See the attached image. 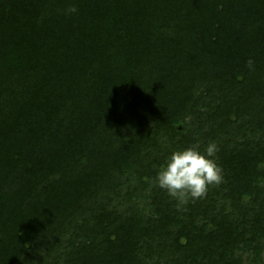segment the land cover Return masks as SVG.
Listing matches in <instances>:
<instances>
[{"label": "trees", "instance_id": "trees-1", "mask_svg": "<svg viewBox=\"0 0 264 264\" xmlns=\"http://www.w3.org/2000/svg\"><path fill=\"white\" fill-rule=\"evenodd\" d=\"M0 264H264V0H0Z\"/></svg>", "mask_w": 264, "mask_h": 264}, {"label": "clouds", "instance_id": "clouds-1", "mask_svg": "<svg viewBox=\"0 0 264 264\" xmlns=\"http://www.w3.org/2000/svg\"><path fill=\"white\" fill-rule=\"evenodd\" d=\"M77 11L75 6L67 9L69 14ZM247 65L254 70L251 58ZM217 151L218 146L214 142L207 146L206 154L201 153L196 146L177 150L159 170L154 182L179 204L205 198L210 187L224 182L222 168L214 159H210Z\"/></svg>", "mask_w": 264, "mask_h": 264}]
</instances>
